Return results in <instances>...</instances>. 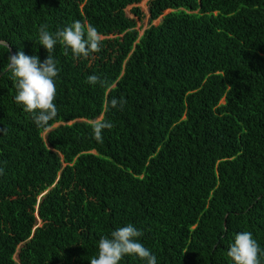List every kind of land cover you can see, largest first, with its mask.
Segmentation results:
<instances>
[{"label": "trees", "instance_id": "trees-1", "mask_svg": "<svg viewBox=\"0 0 264 264\" xmlns=\"http://www.w3.org/2000/svg\"><path fill=\"white\" fill-rule=\"evenodd\" d=\"M143 1L0 0V264H89L128 223L157 264H233L243 231L264 264V0H149L145 29ZM77 20L101 51L56 45L58 115L38 128L8 56L43 62L39 27ZM112 98L126 104L105 113Z\"/></svg>", "mask_w": 264, "mask_h": 264}, {"label": "clouds", "instance_id": "clouds-1", "mask_svg": "<svg viewBox=\"0 0 264 264\" xmlns=\"http://www.w3.org/2000/svg\"><path fill=\"white\" fill-rule=\"evenodd\" d=\"M102 34L91 24L81 21H73L62 30L52 33L47 25H41L38 29L36 44L42 45L47 52V57L40 62L36 55L26 56L23 51L8 56L7 72L12 81L16 94L14 101L21 105L26 113L32 115L34 124L38 128H46L50 121L58 115V108L54 103L56 99L55 78L59 69L52 53L59 43L65 49V55L70 49L73 57L87 58L91 54L101 51ZM0 47L9 51L7 41L0 40ZM88 84H100L105 86V81L96 74L87 77ZM126 100L112 98L104 106L107 113L110 108L121 109ZM93 139L103 142V131L114 127L113 123L103 117L95 119L90 125ZM3 169L0 168V175ZM143 235L142 231L133 224L113 230L109 236H102L98 241L97 254L90 259L89 264H119L125 256H134L144 264H157L156 256L146 248L138 238ZM261 248L253 238L251 232L237 233L234 242L229 246L227 256L233 264H260L259 255Z\"/></svg>", "mask_w": 264, "mask_h": 264}, {"label": "rangeland", "instance_id": "rangeland-1", "mask_svg": "<svg viewBox=\"0 0 264 264\" xmlns=\"http://www.w3.org/2000/svg\"><path fill=\"white\" fill-rule=\"evenodd\" d=\"M149 0H144L141 2L138 6L140 7L141 11L144 13L145 18L141 22H137V26H141L143 29L147 28V22H148V14H147V9H146V4ZM131 7L127 8L126 12L129 16H131L130 13ZM159 21H156L154 24H158Z\"/></svg>", "mask_w": 264, "mask_h": 264}, {"label": "water", "instance_id": "water-1", "mask_svg": "<svg viewBox=\"0 0 264 264\" xmlns=\"http://www.w3.org/2000/svg\"><path fill=\"white\" fill-rule=\"evenodd\" d=\"M13 55V53H11Z\"/></svg>", "mask_w": 264, "mask_h": 264}]
</instances>
